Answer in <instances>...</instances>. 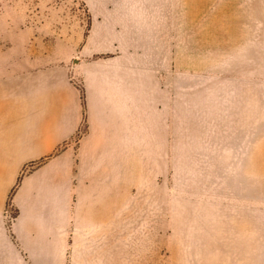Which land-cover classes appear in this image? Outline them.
<instances>
[{"label": "crops", "instance_id": "0c3cea01", "mask_svg": "<svg viewBox=\"0 0 264 264\" xmlns=\"http://www.w3.org/2000/svg\"><path fill=\"white\" fill-rule=\"evenodd\" d=\"M175 1L87 0L93 21L81 85L64 65L0 76V264H67L75 201L99 199L97 212L109 214L115 191L172 182L175 160L205 150L204 135H248L260 118L264 153V94L221 95L167 79L174 7H229L230 17L253 7L263 20L264 0ZM245 22V38H256ZM237 38L233 30L229 39ZM227 77L236 88L253 86Z\"/></svg>", "mask_w": 264, "mask_h": 264}, {"label": "rangeland", "instance_id": "374dc122", "mask_svg": "<svg viewBox=\"0 0 264 264\" xmlns=\"http://www.w3.org/2000/svg\"><path fill=\"white\" fill-rule=\"evenodd\" d=\"M221 9L174 7V64L167 79L260 98L261 9L248 8L247 15L246 7H238L237 22L232 9ZM245 20L256 38H245ZM92 21L87 0H0V76L64 65L81 85ZM233 30L238 38L230 41ZM230 74L252 78L253 86H232ZM253 123L248 135L201 137L205 150L175 160L172 182L115 191L119 197L109 200V214L97 212L99 199L75 201L67 264H264V153L260 118Z\"/></svg>", "mask_w": 264, "mask_h": 264}]
</instances>
